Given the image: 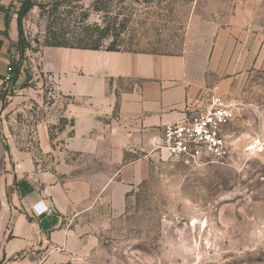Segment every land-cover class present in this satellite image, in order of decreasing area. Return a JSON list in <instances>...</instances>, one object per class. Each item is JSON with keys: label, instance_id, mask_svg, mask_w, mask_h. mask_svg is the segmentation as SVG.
Instances as JSON below:
<instances>
[{"label": "rangeland", "instance_id": "374dc122", "mask_svg": "<svg viewBox=\"0 0 264 264\" xmlns=\"http://www.w3.org/2000/svg\"><path fill=\"white\" fill-rule=\"evenodd\" d=\"M52 1L35 0L22 20L30 46L22 55L13 50L21 74L16 83H4L3 105L25 88L31 101L68 102L38 67L47 23L38 5ZM92 3L72 0L55 18L78 38L97 39V29L107 27L102 49L113 42L121 51L179 54L193 21L202 31L213 23L227 32L230 157L193 164L159 152L147 178L123 201L117 189L106 200L83 203L76 218L61 221V243L46 239V248L25 254L0 247V264H264V0H113L108 14L93 11ZM25 117L6 115L9 132ZM13 140L19 147L27 142Z\"/></svg>", "mask_w": 264, "mask_h": 264}, {"label": "crops", "instance_id": "0c3cea01", "mask_svg": "<svg viewBox=\"0 0 264 264\" xmlns=\"http://www.w3.org/2000/svg\"><path fill=\"white\" fill-rule=\"evenodd\" d=\"M14 4L0 0V247L25 254L46 248V239L61 243V221L76 218L83 203L106 200L117 189L123 201L149 175L163 126L192 115L211 96L223 97L232 78L223 62L227 32L213 23L202 31L193 21L179 54L43 47L40 72L68 102L31 101L25 88L3 105L18 40ZM19 112L28 121L9 132L4 118ZM62 118L73 126L55 132L60 143L53 147L49 129ZM15 138L27 142L19 147ZM38 202L52 213L33 215Z\"/></svg>", "mask_w": 264, "mask_h": 264}, {"label": "built area", "instance_id": "2783aa9c", "mask_svg": "<svg viewBox=\"0 0 264 264\" xmlns=\"http://www.w3.org/2000/svg\"><path fill=\"white\" fill-rule=\"evenodd\" d=\"M12 66L6 68L4 83L12 77ZM231 105L223 97L211 96L190 116L163 126L156 149L170 158L186 163L202 164L207 159H227L230 144L225 129L233 121ZM35 216L52 213L38 202L32 207Z\"/></svg>", "mask_w": 264, "mask_h": 264}, {"label": "trees", "instance_id": "16d2710c", "mask_svg": "<svg viewBox=\"0 0 264 264\" xmlns=\"http://www.w3.org/2000/svg\"><path fill=\"white\" fill-rule=\"evenodd\" d=\"M79 2L80 0H75ZM113 0H93L92 3V10L97 13L108 14L109 9L111 8ZM139 2L140 0H135ZM123 2V0H122ZM15 3H19V8L15 11L16 19H17V26H18V40L15 45V51L19 55L25 51L26 48H29V44L26 42L23 31H22V20L27 15V13L36 6L35 0H15ZM72 0H54L48 4H40L38 5L43 12L47 15V23L45 27V37L43 41V47H63V48H74V49H86V50H106V51H118L114 46V43L111 42L108 47L102 49V38H105L106 34L108 33V28L97 29L99 37L97 39L87 38V33H83V37L80 34L77 35L71 31H69L68 27L63 28L61 24L57 22L55 15L60 7H71ZM75 36L74 42H71V39H68L67 36ZM10 65L12 66V77L8 83H16L20 77L21 69L20 66L15 63L13 57L10 61ZM67 125L73 126L72 120L67 119H60L59 125L53 127L56 132L63 130ZM49 136L53 147L56 146L54 140L56 138L55 134L51 132V128L49 129ZM5 149L8 150V147L5 146Z\"/></svg>", "mask_w": 264, "mask_h": 264}, {"label": "bare ground", "instance_id": "6f19581e", "mask_svg": "<svg viewBox=\"0 0 264 264\" xmlns=\"http://www.w3.org/2000/svg\"><path fill=\"white\" fill-rule=\"evenodd\" d=\"M256 147V146H255ZM253 148V147H252Z\"/></svg>", "mask_w": 264, "mask_h": 264}]
</instances>
